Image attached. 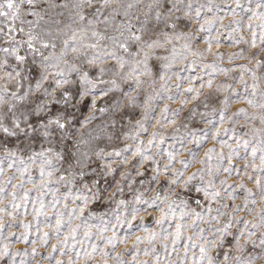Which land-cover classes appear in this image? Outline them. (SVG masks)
<instances>
[{
  "label": "snow or ice",
  "instance_id": "snow-or-ice-1",
  "mask_svg": "<svg viewBox=\"0 0 264 264\" xmlns=\"http://www.w3.org/2000/svg\"><path fill=\"white\" fill-rule=\"evenodd\" d=\"M0 264H264V0H0Z\"/></svg>",
  "mask_w": 264,
  "mask_h": 264
},
{
  "label": "rangeland",
  "instance_id": "rangeland-1",
  "mask_svg": "<svg viewBox=\"0 0 264 264\" xmlns=\"http://www.w3.org/2000/svg\"><path fill=\"white\" fill-rule=\"evenodd\" d=\"M222 51H233L234 49H231V48H224V49H221Z\"/></svg>",
  "mask_w": 264,
  "mask_h": 264
}]
</instances>
